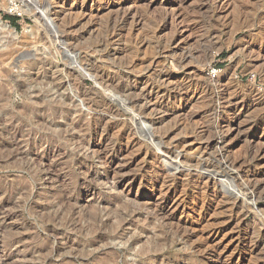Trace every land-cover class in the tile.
<instances>
[{"label": "rangeland", "instance_id": "374dc122", "mask_svg": "<svg viewBox=\"0 0 264 264\" xmlns=\"http://www.w3.org/2000/svg\"><path fill=\"white\" fill-rule=\"evenodd\" d=\"M0 21V216L11 214L0 219V264H264L256 212L233 218L213 193L235 188L196 178L188 161L224 152L235 175L249 171L264 189V0H0ZM77 60L134 87L110 100L102 137L93 118L107 104L93 77L68 75ZM145 88L150 108L134 122ZM160 137L186 165L160 150ZM107 152L124 168L116 189L99 159ZM162 202L173 221L148 212Z\"/></svg>", "mask_w": 264, "mask_h": 264}, {"label": "bare ground", "instance_id": "6f19581e", "mask_svg": "<svg viewBox=\"0 0 264 264\" xmlns=\"http://www.w3.org/2000/svg\"><path fill=\"white\" fill-rule=\"evenodd\" d=\"M58 12V11H57ZM244 23V22H243ZM242 23V24H243ZM224 24V23H223ZM248 24V23H247ZM226 25V24H225ZM231 25V24H230ZM229 25V26H230ZM241 25V24H240ZM5 26L7 27V25H5V23L3 24V22L2 21H0V28L1 29H4L5 28ZM224 26V25H223ZM242 26V25H241ZM244 26V25H243ZM219 27H221V25L219 26ZM231 27V26H230ZM245 27V26H244ZM246 27H247V25H246ZM217 31V30H216ZM58 32V31H57ZM112 32V31H111ZM113 32H115V31H113ZM53 34V33H52ZM110 35V34H109ZM214 35V34H213ZM54 36H55V34H54ZM58 36V35H57ZM61 36H62V34H61ZM107 36V35H106ZM105 36V37H106ZM115 36V35H114ZM56 37V36H55ZM108 37V36H107ZM63 38V37H62ZM61 38V39H62ZM110 38H112V37H108L107 39H109L110 40ZM214 38V37H213ZM55 39V38H54ZM64 39V38H63ZM68 39V38H67ZM103 39V38H102ZM113 39V38H112ZM50 40V39H49ZM48 40V41H49ZM106 40V39H105ZM104 40V41H105ZM109 40L107 41V43L109 42ZM65 41V40H64ZM63 40H62V42H64ZM103 41V40H102ZM66 43V42H65ZM106 43V44H107ZM45 45V44H44ZM108 45V44H107ZM56 46V45H55ZM105 46V45H104ZM57 51H59V50H57ZM60 53H61V51H60ZM186 53V52H185ZM188 54V53H187ZM61 55V54H60ZM184 55V54H183ZM183 55H182V57H183ZM189 55H190V53H189ZM53 56H54V54H53ZM186 56V55H185ZM181 57V59H183ZM62 58V57H61ZM58 59V58H57ZM80 59H82V58H80ZM185 59H186V57H185ZM188 59V58H187ZM46 60V59H45ZM51 61V60H50ZM61 61V60H60ZM181 61H183V60H181ZM42 62V61H41ZM55 62V61H54ZM151 62H153V61H151ZM155 62V61H154ZM29 63V62H28ZM51 63V62H50ZM182 63V62H181ZM40 64H42V63H40ZM54 64V63H53ZM70 64V63H69ZM87 64V63H86ZM91 64V63H90ZM153 64V63H152ZM36 65V61H31L30 62V66H31V68H35L34 66ZM38 65V64H37ZM55 65V64H54ZM59 65V64H58ZM88 65V64H87ZM94 65V64H93ZM86 66V65H85ZM84 66V64L82 63V61L80 60H77L75 63H74V61H73V63L67 68V73H68V75H70V74H73V73H80L81 74V80L82 81H84L87 77H93V80L95 81V83L97 84V86L98 87H96L97 89H95V91L97 92V93H100L101 95H102V99L101 100H103L104 101V103L103 104H107V105H104V106H106V107H104V108H100V109H103V110H101L100 112L98 111L96 114V116H95V118H93V119H95V125H94V127H93V130H94V132H95V134H97V135H101L100 137H102V136H104L105 134H107L106 133V129L104 128V126H103V124H105V123H103L104 122V120H106L107 119V117H108V113H111V114H113V109H114V107H113V105H111L110 104V100H114V101H119L120 100V96L119 95H121L122 93H124V92H127V91H129L130 89H133L134 87L133 86H131V85H129V86H123V84H122V86L116 81V80H114L115 78H113V77H111V75H108L106 72L105 73H101V72H99V71H97V70H95L94 71V74L91 72V71H93V70H89L87 67H85ZM92 66V65H91ZM91 66H89V67H91ZM150 66V65H149ZM37 67V66H36ZM59 67V66H58ZM93 67V66H92ZM97 68V67H96ZM29 69V68H28ZM94 69V68H93ZM98 69V68H97ZM34 70V69H33ZM39 70V69H38ZM37 70V72H39ZM36 71V70H35ZM103 71V70H102ZM104 72V71H103ZM36 73V72H35ZM39 73H41V71L39 72ZM79 74V75H80ZM32 75H34V74H32ZM36 75H38V74H36ZM41 76V75H40ZM71 76V75H70ZM78 76V75H77ZM45 77V76H44ZM43 77V78H44ZM114 77H115V75H114ZM41 79H42V77H41ZM129 79V78H128ZM127 79V80H128ZM159 79V78H158ZM39 80V79H38ZM37 80V81H38ZM43 80V79H42ZM41 80V81H42ZM81 81V82H82ZM129 81V80H128ZM46 82H47V84H48V86L50 85V82H52V79H46ZM154 82V81H153ZM43 83V82H42ZM126 83V82H125ZM151 83V82H150ZM158 83V82H157ZM46 84V83H45ZM147 84H149V83H147ZM152 84V83H151ZM155 84V83H154ZM179 85V84H178ZM152 86H153V84H152ZM77 87V86H76ZM145 87V86H144ZM147 87V86H146ZM150 87V86H149ZM180 87V86H179ZM83 88V87H82ZM181 88H182V86H181ZM84 89V88H83ZM144 89V88H143ZM184 89V87L182 88V90ZM181 90V91H182ZM81 91V90H80ZM88 91V90H87ZM94 91V89L92 90V92ZM133 91V90H132ZM141 91H142V89H141ZM151 91V90H150ZM184 91V90H183ZM36 92V91H35ZM86 92V91H85ZM90 92V91H89ZM120 92H122L121 94H119ZM147 92V89L145 88V91L142 93V95H141V97L139 98V99H132V100H134L133 101V104L134 105H136V106H139V113H138V115H134L135 116V118H134V122H138V121H141L140 119H142V115H143V113L147 110V109H149L150 108V105H149V103L152 101V99H151V96L148 94V93H146ZM39 93V92H38ZM87 93V92H86ZM95 93V92H94ZM151 93V92H150ZM181 92H180V90H178V93L177 94H180ZM258 93V92H257ZM256 93V94H257ZM260 93V92H259ZM80 94V93H79ZM100 94H98V95H100ZM119 94V95H118ZM81 95V94H80ZM83 95V94H82ZM90 95V94H89ZM100 95V96H101ZM126 95V94H125ZM255 95V94H254ZM260 97L258 98V100L256 101L257 102V104H259V103H261V104H263L264 103V95L263 94H258ZM39 96V95H38ZM42 96V95H41ZM86 96H88V95H86ZM85 95H84V98L86 97ZM44 97V96H43ZM81 97V96H80ZM90 97H91V95H90ZM92 97H93V95H92ZM122 97V96H121ZM153 97V96H152ZM253 97V96H252ZM41 98V97H40ZM82 98V97H81ZM89 98V97H88ZM88 98H85L84 99V101H86V103L85 104H87L88 105V107L91 109V102H93L94 100H93V98H92V100L93 101H91L90 99H88ZM101 98V97H100ZM99 98V99H100ZM124 98V97H123ZM126 98H128V97H126ZM249 98V97H248ZM98 98H96V100H97ZM149 99H151V100H149ZM245 99V98H244ZM127 100V99H126ZM131 100V99H130ZM131 100V101H132ZM146 100V101H145ZM149 100V101H148ZM83 101V100H82ZM83 101V102H84ZM125 101V100H124ZM143 101H145L144 102V104H142V102ZM234 101V100H233ZM255 101H250V102H246V101H244L243 103V108H249V107H251V106H253L254 104H255ZM65 102H66V100H65ZM97 102V101H96ZM121 102V101H120ZM126 102V101H125ZM124 102V103H125ZM127 102H128V100H127ZM56 103V102H55ZM59 103V102H58ZM94 103H95V101H94ZM99 103H101V102H99ZM140 103L142 104V105H140ZM231 103H232V101H231ZM239 103V102H238ZM50 104L52 105V103L50 102ZM65 104H68L67 102L65 103ZM102 104V103H101ZM127 104V103H126ZM130 104H131V102H130ZM235 104V103H234ZM256 104V105H257ZM86 105V106H87ZM125 105V104H124ZM260 105V104H259ZM65 106V105H64ZM69 106V105H68ZM155 105H154V103H151V107H154ZM53 107V106H52ZM55 107V106H54ZM87 107V108H88ZM94 107V106H93ZM93 107H92V109H93ZM96 107H98V106H96ZM96 107L94 108V109H96ZM56 108V107H55ZM59 108V107H58ZM65 108V107H64ZM89 108H88V110H89ZM127 108H129V105H128V107H126L125 109H127ZM67 109V108H66ZM133 109V108H132ZM136 109V108H135ZM69 110V109H68ZM73 110V109H72ZM115 110V109H114ZM129 110H130V108H129ZM134 110V109H133ZM137 110V109H136ZM236 110V109H235ZM56 111V110H55ZM123 111V110H122ZM135 111V110H134ZM72 112V111H71ZM92 113V112H91ZM95 113V112H94ZM116 113V112H115ZM137 113V112H136ZM72 114V113H71ZM93 114V113H92ZM117 114V113H116ZM135 114V113H134ZM83 115V114H82ZM145 115V114H144ZM66 116V115H65ZM68 116V115H67ZM70 116V115H69ZM72 116V115H71ZM118 116V115H117ZM84 117V116H83ZM123 117V116H122ZM65 118V117H64ZM69 118V117H68ZM79 118V117H78ZM143 118H145V117H143ZM264 118V112L260 115V117H259V119H263ZM72 119H75V118H72ZM123 119H124V117H123ZM40 120V119H39ZM75 120H78V119H75ZM211 120V119H210ZM66 121V120H65ZM69 121V120H68ZM74 121V120H73ZM84 121V120H83ZM83 121H81L80 120V122H83ZM107 121V120H106ZM209 121V120H208ZM70 122H72V121H70ZM75 122V121H74ZM237 122H238V120L236 119V121H235V123L234 124H232V125H230L229 126V129H236L237 130V128H238V125H237ZM78 123V122H77ZM88 123H89V121H88ZM93 123V122H92ZM154 123H155V120H154ZM211 123V122H210ZM81 124V123H80ZM153 124V123H152ZM77 125V124H76ZM89 125H91V124H89ZM205 125V124H204ZM93 126V125H92ZM144 126V125H143ZM209 126V125H208ZM81 127V126H80ZM134 127V126H133ZM77 128V127H76ZM75 127L73 128V129H76ZM78 128H79V126H78ZM84 128V127H83ZM88 128V127H87ZM81 129V128H80ZM80 129H79V131L78 132H80ZM85 129V128H84ZM91 129V128H90ZM206 129H209V128H206ZM215 129V128H214ZM209 130H211V129H209ZM85 131V130H84ZM212 131V130H211ZM210 131V132H211ZM93 132V131H92ZM210 132L208 131V133L210 134ZM170 133V132H169ZM206 132H204V134H205ZM212 133V132H211ZM219 133V132H218ZM168 133H167V131H166V134L164 133V136L165 135H167ZM215 134V133H214ZM225 134V133H224ZM213 135V134H212ZM218 135V134H217ZM216 135V136H217ZM145 136V135H144ZM161 136H163V135H161ZM163 136V137H164ZM210 136H211V134H210ZM219 136H221V133H220V135ZM165 137H167V136H165ZM214 137H215V135H214ZM155 138H157V137H155ZM211 138V137H210ZM102 139V138H101ZM214 139V138H213ZM218 139V141H219V143L220 142H223V141H225L226 139H228V135H222L221 137H218L217 138ZM181 140V139H180ZM41 141V140H40ZM160 143L163 145V147L160 149V150H162V152L169 158V159H171V160H176L177 162H178V164L176 165V167H179V165H186L185 163H186V158H185V154H182V153H178V151H177V144L176 145H172V146H170V144H169V142H168V144L169 145H166L165 144V140L163 141V139H162V137H160ZM167 141V140H166ZM209 141H210V139H209ZM182 142H184V141H182ZM52 143V142H51ZM83 143H86V142H83ZM82 143V144H83ZM97 144H99L100 142L98 141V142H96ZM217 143V142H216ZM81 144V145H82ZM179 144V143H178ZM185 144V143H184ZM210 144V143H209ZM34 145H35V143H34ZM37 145V144H36ZM157 145V144H156ZM208 145V144H207ZM49 146V145H48ZM47 146V147H48ZM83 146V145H82ZM85 146V145H84ZM33 147V146H32ZM36 147V146H35ZM87 147V146H86ZM9 148V147H8ZM37 148V147H36ZM90 148V147H89ZM159 148V147H158ZM201 148V147H200ZM206 148V147H205ZM209 148V147H208ZM24 149V148H23ZM50 149V148H49ZM207 149V148H206ZM20 150H21V148H20ZM26 150V149H25ZM47 150V149H46ZM52 150V149H51ZM208 150V149H207ZM16 151H17V149H16ZM23 151V150H22ZM96 151V150H95ZM14 152V151H13ZM51 152V151H50ZM53 152V151H52ZM204 152V150L202 151V153ZM257 152V151H256ZM259 152V151H258ZM257 152V153H258ZM15 153V152H14ZM22 153V152H21ZM23 153H26L25 151L23 152ZM22 153V154H23ZM101 153V152H100ZM113 153L114 152H107V153H104V155H100L99 156V159H100V162H101V164L103 165H105L106 166V173H107V175L109 176V175H111L112 173H114V177H113V183H112V187L114 188V189H116V188H119L120 186H121V184H122V182H120L119 180H118V178H120V176H119V173H121L120 171H122L124 168L122 167V166H119V163H117L116 165H115V163L113 162V160H112V158H113ZM217 153V152H216ZM256 153V154H257ZM20 154V153H19ZM18 154V155H19ZM103 154V153H102ZM200 154V153H199ZM208 154H209V152H208ZM207 154V156H202V154H201V158L199 159H190V160H188L189 162H191L192 164H194L195 166H196V168H197V171H196V178H198V179H203V178H208V179H211V180H213L214 182H215V186L217 185V184H223V186H226V187H233V188H235V190H233V193L232 194H229L228 192H222V191H220L219 193H216V195H215V193H213L214 194V196H216L217 198H219L220 199V197L223 199V197H225L226 199H225V201L227 202V204L226 205H228V207H229V209H230V211H231V216L233 217V218H237V219H241V220H243V216L245 215V213L247 212V210H252V211H255L256 212V219H255V222H256V225L258 224L259 225V228H257L255 225V228H257L258 229V231L255 229V231L253 232V233H256L257 234V236L258 237H262L263 236V232H262V230L264 229L263 227H264V215L260 212V211H258V210H256V202H257V200L259 199V197L262 195L261 193H264V189L263 190H261V187L257 184L258 182H255V181H252V179L249 177V171L246 173V175H245V173L243 174V172H242V174L241 173H239V175H235L234 174V171L235 170H238V169H236L235 168V166H236V162L235 161H232L231 159H229L228 157H226L225 155H224V152H220V153H218L219 155L218 156H216V154L215 155H213V157H210L209 155ZM21 155V154H20ZM19 155V156H20ZM26 155V154H25ZM24 155V156H25ZM49 155H51V153L49 154ZM204 155V154H203ZM255 155V154H254ZM259 155H260V152H259ZM23 156V155H22ZM23 156V157H24ZM211 156H212V154H211ZM215 156V157H214ZM11 157V156H10ZM17 157V156H16ZM53 157H54V155H53ZM189 157V156H188ZM253 157V156H252ZM256 157V156H255ZM259 157V156H258ZM192 158V157H191ZM254 158V157H253ZM186 160V161H185ZM34 162V161H33ZM188 163V162H187ZM121 164V163H120ZM175 164H176V162H175ZM189 165H190V163H188ZM193 165V166H194ZM183 167V166H182ZM192 168V167H191ZM193 169H195L194 167H193ZM50 170L51 169H48L47 170V177L50 179H52V177H51V172H50ZM182 170L184 171H191L192 169H190V167H186V166H184V168H182ZM196 170V169H195ZM246 170V169H245ZM249 170V169H248ZM43 171H44V169H43ZM52 171V170H51ZM244 171V170H243ZM194 172V171H193ZM46 173V172H45ZM123 173V172H122ZM189 173H191V172H189ZM252 174V173H251ZM121 175V174H120ZM123 176V175H122ZM254 176V175H253ZM53 177H54V175H53ZM252 177V176H251ZM122 178V177H121ZM50 179V180H51ZM48 180V179H47ZM135 180V177L134 178H132L131 180H126L128 183H130L131 185H132V181H134ZM166 180V179H165ZM51 181H53V180H51ZM167 181V180H166ZM257 181V180H256ZM198 183V182H197ZM208 183V182H207ZM199 184V183H198ZM213 184V183H212ZM172 185H174L173 183H172ZM26 186V185H25ZM185 186V185H184ZM192 186H193V184H192ZM214 186V187H215ZM187 187V186H186ZM214 187H212V189L214 188ZM23 188H24V185H23ZM26 188V187H25ZM191 188V187H190ZM20 190V189H19ZM215 189H213V191H214ZM65 191V190H64ZM170 191V190H169ZM22 192V191H21ZM56 192H57V190H56ZM63 192V191H62ZM215 192V191H214ZM232 192V191H231ZM55 194V193H54ZM209 194H211V192L209 193ZM208 196H210V195H208ZM54 197V196H53ZM183 198V197H182ZM213 198V197H212ZM58 199V198H57ZM14 200V199H13ZM74 200V198L73 197H70V195H65L62 199H61V204H68V203H71V205H72V201ZM210 200V199H209ZM224 200V199H223ZM53 201V200H52ZM182 201V202H181ZM180 202L181 203H184L185 204V202H186V200H185V198L184 199H182ZM219 201H221V200H219ZM179 202V203H180ZM222 202V201H221ZM197 203V202H196ZM220 203V202H219ZM76 204V203H75ZM198 204V203H197ZM60 205V204H59ZM70 205V206H71ZM178 205V204H177ZM188 205V204H187ZM193 205V204H192ZM73 206V205H72ZM247 206H249V208L247 207ZM60 207V206H59ZM67 207V206H66ZM1 209H3V206H1L0 205V210ZM4 211V210H3ZM6 211V210H5ZM67 211V210H66ZM87 211V210H86ZM62 212H63V210H62ZM87 212H89V211H87ZM151 215H152V218L154 217V218H157V219H165V220H171V221H173V218L171 217V215L167 212V203H165V202H162V203H159V205L157 206V207H155V208H153L152 210H151V212L150 211H148ZM58 214V213H57ZM60 214V213H59ZM77 214V213H76ZM86 214V213H85ZM11 215V214H10ZM10 215L9 214H4L3 215V217H1L0 216V219H2L3 221H5V219L6 218H9L10 217ZM88 215V214H87ZM90 215V214H89ZM150 215V216H151ZM60 216H61V214H60ZM64 216V215H63ZM95 217V216H94ZM58 218V217H57ZM61 218V217H60ZM69 218V217H68ZM72 220V219H71ZM94 220V219H93ZM68 221V220H67ZM163 221V220H162ZM2 222V221H1ZM239 222V221H238ZM74 223V222H73ZM72 223V224H73ZM252 224V223H251ZM177 226V225H176ZM182 226V224H180L179 222H178V226H177V228L179 229L180 227ZM183 227V226H182ZM181 227V228H182ZM249 227V226H248ZM184 230V229H183ZM251 230V229H250ZM180 231V230H179ZM178 231V232H179ZM261 232H262V234H261ZM187 236V235H186ZM23 237V236H22ZM190 236H188V238H189ZM187 238V239H188ZM263 238V237H262ZM18 239V238H17ZM16 239V240H17ZM15 240V239H14ZM136 240H137V238H136ZM139 240V239H138ZM12 241V240H11ZM251 241H253V240H250V243H251ZM260 241V240H259ZM16 242H18V241H16ZM19 242H20V240H19ZM254 242V241H253ZM133 243V242H132ZM16 244V243H15ZM19 244V243H18ZM257 245V243H254L252 246L253 247H255ZM201 246V245H200ZM252 246H251V248H252ZM5 250V249H4ZM21 251V250H20ZM249 252V251H248ZM2 253V252H1ZM12 252H11V250L9 249L8 251H7V249H6V251H4L3 252V254H2V258H8L9 257V255L11 254ZM22 253V252H21ZM207 255V254H206ZM11 256V255H10ZM13 256V255H12ZM20 256V255H19ZM21 258V257H20ZM260 258V257H259ZM263 259H264V255H263Z\"/></svg>", "mask_w": 264, "mask_h": 264}, {"label": "trees", "instance_id": "16d2710c", "mask_svg": "<svg viewBox=\"0 0 264 264\" xmlns=\"http://www.w3.org/2000/svg\"><path fill=\"white\" fill-rule=\"evenodd\" d=\"M5 18L9 19L11 23L15 26H18L17 21L19 20V17L16 15L6 14Z\"/></svg>", "mask_w": 264, "mask_h": 264}, {"label": "built area", "instance_id": "2783aa9c", "mask_svg": "<svg viewBox=\"0 0 264 264\" xmlns=\"http://www.w3.org/2000/svg\"><path fill=\"white\" fill-rule=\"evenodd\" d=\"M215 73V72H214Z\"/></svg>", "mask_w": 264, "mask_h": 264}]
</instances>
